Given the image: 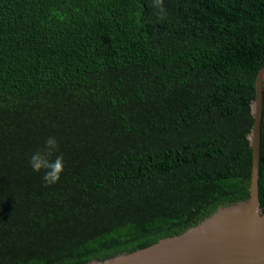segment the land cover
Returning <instances> with one entry per match:
<instances>
[{"label":"trees","instance_id":"16d2710c","mask_svg":"<svg viewBox=\"0 0 264 264\" xmlns=\"http://www.w3.org/2000/svg\"><path fill=\"white\" fill-rule=\"evenodd\" d=\"M152 5L0 0V264L103 262L248 198L264 0ZM258 182L264 211V84Z\"/></svg>","mask_w":264,"mask_h":264},{"label":"water","instance_id":"95a60500","mask_svg":"<svg viewBox=\"0 0 264 264\" xmlns=\"http://www.w3.org/2000/svg\"><path fill=\"white\" fill-rule=\"evenodd\" d=\"M264 65L256 80L250 135L252 171L246 200L219 207L200 223L135 252L88 264H264V211L259 200V161Z\"/></svg>","mask_w":264,"mask_h":264},{"label":"clouds","instance_id":"9594fccd","mask_svg":"<svg viewBox=\"0 0 264 264\" xmlns=\"http://www.w3.org/2000/svg\"><path fill=\"white\" fill-rule=\"evenodd\" d=\"M157 9L159 19H166L167 11L164 7V0H153V5ZM60 145L56 137L51 136L45 139L44 148L34 152L29 160V164L34 172H43L42 179L46 186L59 182L64 171L63 155H57L51 159L54 152H59Z\"/></svg>","mask_w":264,"mask_h":264}]
</instances>
